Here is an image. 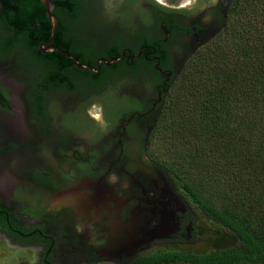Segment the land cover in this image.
<instances>
[{
	"label": "flooded vegetation",
	"instance_id": "1",
	"mask_svg": "<svg viewBox=\"0 0 264 264\" xmlns=\"http://www.w3.org/2000/svg\"><path fill=\"white\" fill-rule=\"evenodd\" d=\"M16 2L0 0V153H26L30 183L0 188V264H130L193 236L194 210L150 153L153 120L184 63L178 53L218 35L233 0H75L56 5L51 41L11 28ZM138 73L136 94L115 90Z\"/></svg>",
	"mask_w": 264,
	"mask_h": 264
},
{
	"label": "trees",
	"instance_id": "2",
	"mask_svg": "<svg viewBox=\"0 0 264 264\" xmlns=\"http://www.w3.org/2000/svg\"><path fill=\"white\" fill-rule=\"evenodd\" d=\"M55 1L60 8L75 3ZM13 10L17 24L9 21L11 28L19 26L22 33L34 29V39L50 37L52 25L41 0H17ZM71 11L69 19L78 20L76 9ZM65 21L61 28L68 27ZM229 23L236 27L229 37L232 45L214 47L195 86L197 102L181 125L203 143L206 162L189 152L168 161L156 159L175 178L192 209L211 220L230 244L206 252L146 253L130 264H264V0H233L224 29ZM126 70V75L136 73V67ZM165 114L155 117L154 130ZM192 166L221 179L233 201L217 204L205 197L190 176Z\"/></svg>",
	"mask_w": 264,
	"mask_h": 264
},
{
	"label": "rangeland",
	"instance_id": "3",
	"mask_svg": "<svg viewBox=\"0 0 264 264\" xmlns=\"http://www.w3.org/2000/svg\"><path fill=\"white\" fill-rule=\"evenodd\" d=\"M166 2L175 3V0H166ZM191 7H195L194 0ZM234 29L236 31L234 23H229V26L227 25L224 30L199 49L193 51L188 50V52H183L182 55L178 53V61H180V58L182 60L183 57L185 60L179 69L178 77L172 83L168 93L167 102L162 111L163 114L167 111V113L163 116L164 120L162 119L159 121L156 130H154L152 134L150 153L153 157L163 162L172 160L180 152H189L197 155L201 163L206 162L204 156L207 157V153L204 149L202 150L203 143L195 140L186 130H182L184 126L181 125H184V122L186 121L187 111L195 104V102H197L196 99L198 91L195 89V86L199 87L197 84L199 81H202V78L199 77V75L203 72L204 65L212 59L214 47L219 48L232 45L229 37ZM138 76H140L139 73L136 75V78H117L115 80L116 82H113V84L115 83L114 85L117 84L115 90L122 93L124 91L127 94H136L139 86L138 82L140 81L137 78ZM11 115V117L16 116L14 112ZM9 118L10 117L7 114L3 115V119L5 121L12 119ZM55 120L58 122L59 117L56 116ZM22 133H26L27 136H29V131L27 129H22ZM6 134L12 136L15 132H7ZM43 153H47V161L50 165L55 167V169L60 170L61 167L63 169L66 168L64 164L59 162L55 152H49V150H46ZM25 159L26 153H24V155H22V153L18 154L11 149L0 153V188H2L5 192L9 191V187L14 184L15 186L29 185L30 182L23 173L24 168H26ZM209 169H211V167ZM189 170L190 176L193 177L195 187L205 197L211 199L217 204H224L228 201H233L235 197L234 194L229 191L228 188H224L221 179H217L213 174L198 166H192ZM113 217L118 219L119 216L113 215ZM193 217L195 227V233L193 236L188 239H184L183 241L176 240L157 245L147 251V254H154L162 250L206 252L213 249L215 246L230 244V238L224 235L220 230H217L211 220L205 218L204 215L196 212L195 210ZM88 233L90 234V231H88ZM95 243L97 245L104 244V242H100L98 240ZM166 245H170L171 247H165ZM2 264L7 263L3 262ZM14 264H16V262ZM116 264L121 263L117 262Z\"/></svg>",
	"mask_w": 264,
	"mask_h": 264
},
{
	"label": "water",
	"instance_id": "4",
	"mask_svg": "<svg viewBox=\"0 0 264 264\" xmlns=\"http://www.w3.org/2000/svg\"><path fill=\"white\" fill-rule=\"evenodd\" d=\"M42 3L44 4L45 6V10H46V15H47V18L49 20V22L51 23L52 27H51V37L48 41H51L52 38L55 36L59 26H60V19L58 18V16H56V14L54 13V10L56 8V1L55 0H41ZM60 50V49H59ZM121 58H114L112 59V61L110 63H113L114 61L116 60H120ZM77 65L79 67H83L82 65H80L78 62H77ZM157 68L159 69V66H157ZM175 225L172 224V226H168L166 229H165V233L164 234H157L153 237H157V238H160V237H167L169 236L170 234L174 233L175 232Z\"/></svg>",
	"mask_w": 264,
	"mask_h": 264
}]
</instances>
